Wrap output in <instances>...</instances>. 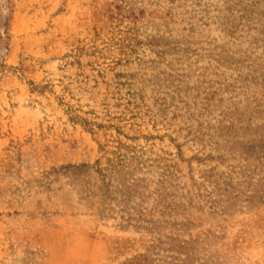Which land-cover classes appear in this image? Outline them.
<instances>
[{"label":"rangeland","instance_id":"374dc122","mask_svg":"<svg viewBox=\"0 0 264 264\" xmlns=\"http://www.w3.org/2000/svg\"><path fill=\"white\" fill-rule=\"evenodd\" d=\"M0 264H264V0H0Z\"/></svg>","mask_w":264,"mask_h":264}]
</instances>
